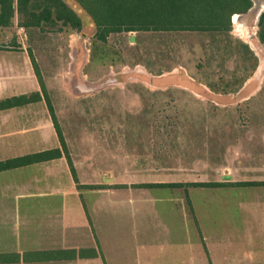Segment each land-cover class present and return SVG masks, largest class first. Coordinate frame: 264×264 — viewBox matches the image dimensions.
<instances>
[{"label":"rangeland","instance_id":"rangeland-1","mask_svg":"<svg viewBox=\"0 0 264 264\" xmlns=\"http://www.w3.org/2000/svg\"><path fill=\"white\" fill-rule=\"evenodd\" d=\"M64 1L80 15L81 31L61 22L27 28L18 11L0 26V60L12 67L0 68V98L24 87L22 52L32 55L43 97L78 164L129 182L206 178L244 142L255 160L264 143V0L239 14L240 32L232 18L226 33L131 31L105 42L83 7ZM38 106L7 114H40Z\"/></svg>","mask_w":264,"mask_h":264},{"label":"crops","instance_id":"crops-1","mask_svg":"<svg viewBox=\"0 0 264 264\" xmlns=\"http://www.w3.org/2000/svg\"><path fill=\"white\" fill-rule=\"evenodd\" d=\"M22 53L24 87L9 97L42 93L32 60ZM0 68L12 67L0 60ZM36 104L40 114L0 110V161L56 148L62 154L0 171V254L8 257L0 264H264V143L255 160L251 145H234L206 178L120 182L62 149L44 97L18 108ZM169 182L183 184L143 185ZM26 253L33 255L24 259ZM10 254L20 259L9 260Z\"/></svg>","mask_w":264,"mask_h":264},{"label":"trees","instance_id":"trees-1","mask_svg":"<svg viewBox=\"0 0 264 264\" xmlns=\"http://www.w3.org/2000/svg\"><path fill=\"white\" fill-rule=\"evenodd\" d=\"M91 16L97 28L96 38L105 42L112 33L131 31H175V32H230L234 14L246 13L252 0H76ZM18 11L24 17L23 25L41 27L45 24L71 26L80 30L83 22L80 15L64 0H0V26H8ZM258 36L264 43V11L260 14ZM245 53L254 55L247 43L241 42ZM31 60L36 69V62ZM37 70V69H36ZM37 74V71H36ZM45 90V89H44ZM46 93V92H45ZM43 91L20 94L0 99V110L26 105L42 99ZM47 104L56 126L62 149L67 153L64 136L58 126L52 103ZM62 154L60 148L45 150L0 161V171L12 169L56 158ZM68 154V153H67ZM72 165L74 177L76 171ZM263 182H238L240 185H259ZM183 183H147L146 186H178ZM190 185L218 186L219 182H193ZM56 252H43L51 256ZM32 253H26L28 259ZM0 254V261L7 260ZM19 260V254H10L9 260Z\"/></svg>","mask_w":264,"mask_h":264},{"label":"bare ground","instance_id":"bare-ground-1","mask_svg":"<svg viewBox=\"0 0 264 264\" xmlns=\"http://www.w3.org/2000/svg\"><path fill=\"white\" fill-rule=\"evenodd\" d=\"M233 25L235 27V29L237 31L240 32V23H239V14H234L233 16ZM75 45V44H74ZM75 56V55H74ZM71 73V72H70ZM73 82V81H72ZM69 86H72L73 84L70 82V83H67ZM73 87V86H72ZM74 88V87H73Z\"/></svg>","mask_w":264,"mask_h":264},{"label":"flooded vegetation","instance_id":"flooded-vegetation-1","mask_svg":"<svg viewBox=\"0 0 264 264\" xmlns=\"http://www.w3.org/2000/svg\"><path fill=\"white\" fill-rule=\"evenodd\" d=\"M78 53H79L78 51L75 52V58H74V62H75V63H77L76 60H78V55H79ZM74 62H73V63H74Z\"/></svg>","mask_w":264,"mask_h":264},{"label":"water","instance_id":"water-1","mask_svg":"<svg viewBox=\"0 0 264 264\" xmlns=\"http://www.w3.org/2000/svg\"><path fill=\"white\" fill-rule=\"evenodd\" d=\"M259 17H260V15H259ZM258 21H259V20H258ZM142 71H144V70H142V69H140V68L137 69V72H142ZM151 81H152V79H151Z\"/></svg>","mask_w":264,"mask_h":264}]
</instances>
